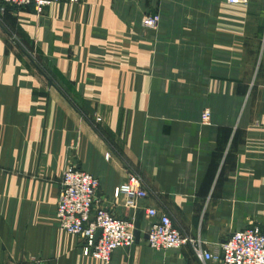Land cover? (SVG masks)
I'll return each mask as SVG.
<instances>
[{
	"label": "crops",
	"instance_id": "0c3cea01",
	"mask_svg": "<svg viewBox=\"0 0 264 264\" xmlns=\"http://www.w3.org/2000/svg\"><path fill=\"white\" fill-rule=\"evenodd\" d=\"M3 6L0 264H100L59 227L70 168L96 176V207L141 234L109 264H220L151 249L147 208L213 254L264 231V0ZM135 172L153 194L115 198Z\"/></svg>",
	"mask_w": 264,
	"mask_h": 264
},
{
	"label": "built area",
	"instance_id": "2783aa9c",
	"mask_svg": "<svg viewBox=\"0 0 264 264\" xmlns=\"http://www.w3.org/2000/svg\"><path fill=\"white\" fill-rule=\"evenodd\" d=\"M54 0H2L4 5L27 7L34 5L38 11L48 7ZM230 4H247L249 0H227ZM158 17L150 18L147 26L154 27ZM209 110L202 114V121L208 123ZM100 182L96 176L78 168L64 173L57 219L60 228L84 241V250L100 264H109L113 254L121 248L135 243L134 226L124 218L114 217L108 210L96 207ZM153 193L142 176L130 173L127 181L115 189L114 196L134 202L146 200ZM149 221L148 245L155 251H172L183 247L192 250L203 263L220 264H264V231L253 226L234 233L222 245L221 253H210L201 240L186 236L167 213L156 208L147 209ZM100 231V237L96 238Z\"/></svg>",
	"mask_w": 264,
	"mask_h": 264
},
{
	"label": "rangeland",
	"instance_id": "374dc122",
	"mask_svg": "<svg viewBox=\"0 0 264 264\" xmlns=\"http://www.w3.org/2000/svg\"><path fill=\"white\" fill-rule=\"evenodd\" d=\"M3 3V2H2ZM3 5H4V3H3ZM8 7H17V6H7V5H4L3 7H2V12H4V10L6 9V8H8ZM136 174H138V175H140L139 173H136ZM141 176V175H140ZM143 178V177H142ZM63 179V178H62ZM62 184V183H61ZM121 185V184H120ZM119 185V186H120ZM117 188V187H116ZM115 188V189H116ZM60 191H61V189H60ZM114 192H115V190H114ZM115 197V196H114ZM97 198H98V196H97ZM116 198V197H115ZM118 198H121V197H118ZM124 198V197H123ZM59 200V199H58ZM58 203V202H57ZM148 209V208H147ZM147 209H146V214H147ZM56 212H57V209H56ZM113 215V214H112ZM114 216V215H113ZM147 216V215H146ZM115 217V216H114ZM132 223V222H131ZM133 224V223H132ZM133 226H134V224H133ZM60 227V226H59ZM61 229V228H60ZM135 227H134V234H135ZM187 236V235H186ZM100 237V236H99ZM98 237V238H99ZM189 237V236H188ZM189 238H191V237H189ZM191 239H193V238H191ZM148 240V239H147ZM194 240H197V239H194ZM135 242H136V238H135ZM135 244V243H134ZM133 244V245H134ZM147 245H148V242H147ZM149 246V245H148ZM189 247V246H188ZM221 251H222V248H221ZM195 257V256H194ZM196 258V257H195ZM197 259V258H196ZM97 261V260H96ZM99 262V261H98ZM100 263V262H99Z\"/></svg>",
	"mask_w": 264,
	"mask_h": 264
},
{
	"label": "water",
	"instance_id": "95a60500",
	"mask_svg": "<svg viewBox=\"0 0 264 264\" xmlns=\"http://www.w3.org/2000/svg\"><path fill=\"white\" fill-rule=\"evenodd\" d=\"M100 236V231L97 232L96 238H98ZM141 234L139 231L135 232V238H136V242H138L140 240Z\"/></svg>",
	"mask_w": 264,
	"mask_h": 264
}]
</instances>
